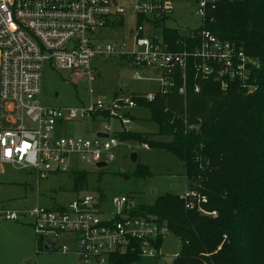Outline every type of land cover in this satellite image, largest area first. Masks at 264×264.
Masks as SVG:
<instances>
[{"label": "built area", "instance_id": "obj_1", "mask_svg": "<svg viewBox=\"0 0 264 264\" xmlns=\"http://www.w3.org/2000/svg\"><path fill=\"white\" fill-rule=\"evenodd\" d=\"M174 1L0 0V163L33 170L39 178L67 172L79 163L107 166L115 160L119 133L128 131L130 111L142 107L139 103H153L175 92L185 95L191 77L195 92L205 82L219 86L224 94L236 83L247 93L256 91L259 60L205 27L219 3L243 0H195L201 24L182 28L183 33L166 26L174 15ZM96 58L123 59L134 68L133 77L156 82L157 90L95 99ZM45 68L68 71L71 83L86 88L90 103L80 109L43 106L38 97ZM83 118L105 125L93 138L64 135L69 122ZM111 121L122 129L114 132ZM4 141L12 149L11 157L4 155ZM23 143L30 147L20 153ZM181 198L189 211L218 216L204 208L208 199L197 190ZM111 202L114 213L103 209L101 196L84 195L59 209H0V218L32 227L39 246L56 240L53 250L62 254L71 250L58 246V239L75 235V254L84 264H105L107 255H161L156 244L170 233L166 225L138 215L139 205L131 197Z\"/></svg>", "mask_w": 264, "mask_h": 264}, {"label": "trees", "instance_id": "obj_2", "mask_svg": "<svg viewBox=\"0 0 264 264\" xmlns=\"http://www.w3.org/2000/svg\"><path fill=\"white\" fill-rule=\"evenodd\" d=\"M210 17L213 21L205 27L216 37L259 60L257 90L247 93L236 83L224 94L205 82L195 92L191 77L185 95L175 92L139 103L150 110L156 135L164 140L148 144L143 133L132 131L119 138L178 158L191 189L207 197L204 208L218 214L212 218L189 211L174 194L139 205L138 215L166 225L179 238L182 247L173 264H264V0L223 1ZM147 173L144 166L138 168V176ZM85 181V173L77 172L74 187ZM138 259L137 253L114 255L110 262Z\"/></svg>", "mask_w": 264, "mask_h": 264}, {"label": "rangeland", "instance_id": "obj_3", "mask_svg": "<svg viewBox=\"0 0 264 264\" xmlns=\"http://www.w3.org/2000/svg\"><path fill=\"white\" fill-rule=\"evenodd\" d=\"M196 12L195 0H175L174 15L166 26L178 29L181 33L185 32L182 28L196 29L201 24ZM122 36L123 34L120 37ZM93 67L97 77L94 91L99 96L95 99L108 101L116 93L121 97H128L134 93L154 92L158 88L154 81L133 77L134 68L121 58H96ZM68 77V71L45 68L42 71L39 102L46 107L66 109H80L82 105H88L90 98L86 88L82 84L71 83ZM130 114L131 123L125 127L128 131L143 133L145 143L148 144L149 140L165 139L156 135L158 126L151 120L149 109L137 107ZM108 124L113 126L114 132L122 129L117 121ZM104 125L105 123L90 118L76 119L67 124L64 135L93 138ZM142 145L141 142L121 141L114 151L115 160L105 168L97 169L79 163L67 172L52 173L45 178H39L33 170H19L0 164V209L26 210L36 205L59 209L84 195H97L102 196L103 209L114 213L116 208L111 201L115 197H131L138 205H153L159 197L166 194L181 196L191 189L185 176L184 164L178 158L161 149H144ZM132 154L137 155L136 162L131 161ZM140 166L148 170L146 175H137ZM77 172L86 175L85 183L78 189L74 187ZM75 242V235H63L58 239L57 245L67 246L71 253L44 251L43 246L37 245L32 227L0 218V264H84L75 254ZM181 247L179 238L169 233L159 247L161 255H143L129 264H173ZM104 262L111 263L108 255L104 257Z\"/></svg>", "mask_w": 264, "mask_h": 264}, {"label": "water", "instance_id": "obj_4", "mask_svg": "<svg viewBox=\"0 0 264 264\" xmlns=\"http://www.w3.org/2000/svg\"><path fill=\"white\" fill-rule=\"evenodd\" d=\"M100 137H102V135H99ZM104 137V136H103ZM131 161L132 162H136L137 161V155L136 154H132L131 155ZM106 167V164L105 163H99L98 165H97V168H105ZM55 243H56V240H49L48 242H47V244L46 245H44V247H43V250L44 251H52L53 250V248H54V245H55Z\"/></svg>", "mask_w": 264, "mask_h": 264}, {"label": "snow or ice", "instance_id": "obj_5", "mask_svg": "<svg viewBox=\"0 0 264 264\" xmlns=\"http://www.w3.org/2000/svg\"><path fill=\"white\" fill-rule=\"evenodd\" d=\"M9 135V134H6ZM4 155L7 157H11L12 155V149L7 147V142L4 141ZM30 146L27 143H23L22 146L18 149L20 153H23L26 149H28Z\"/></svg>", "mask_w": 264, "mask_h": 264}, {"label": "crops", "instance_id": "obj_6", "mask_svg": "<svg viewBox=\"0 0 264 264\" xmlns=\"http://www.w3.org/2000/svg\"><path fill=\"white\" fill-rule=\"evenodd\" d=\"M118 93H116V95H117ZM1 164V163H0Z\"/></svg>", "mask_w": 264, "mask_h": 264}]
</instances>
